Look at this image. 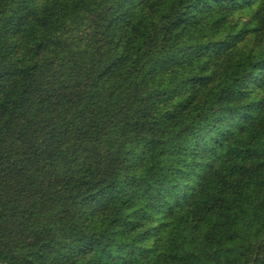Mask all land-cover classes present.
<instances>
[{
    "label": "trees",
    "instance_id": "trees-1",
    "mask_svg": "<svg viewBox=\"0 0 264 264\" xmlns=\"http://www.w3.org/2000/svg\"><path fill=\"white\" fill-rule=\"evenodd\" d=\"M0 264H264V0H0Z\"/></svg>",
    "mask_w": 264,
    "mask_h": 264
}]
</instances>
